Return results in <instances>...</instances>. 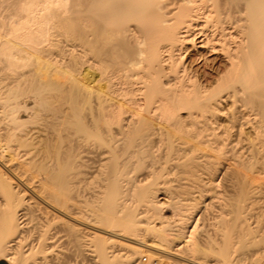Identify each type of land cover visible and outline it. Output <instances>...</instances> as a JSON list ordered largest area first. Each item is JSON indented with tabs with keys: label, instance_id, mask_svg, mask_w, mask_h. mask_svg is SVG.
<instances>
[{
	"label": "bare ground",
	"instance_id": "1",
	"mask_svg": "<svg viewBox=\"0 0 264 264\" xmlns=\"http://www.w3.org/2000/svg\"><path fill=\"white\" fill-rule=\"evenodd\" d=\"M0 11V262L264 251V0Z\"/></svg>",
	"mask_w": 264,
	"mask_h": 264
},
{
	"label": "rangeland",
	"instance_id": "2",
	"mask_svg": "<svg viewBox=\"0 0 264 264\" xmlns=\"http://www.w3.org/2000/svg\"><path fill=\"white\" fill-rule=\"evenodd\" d=\"M15 2H11L9 5L10 6H15ZM1 14H4V11H0ZM54 54H56V49H52ZM145 260V262H143ZM142 264H148L149 258L148 257H142ZM248 264H264V251L259 252V255H256L254 258L251 259V261Z\"/></svg>",
	"mask_w": 264,
	"mask_h": 264
},
{
	"label": "water",
	"instance_id": "3",
	"mask_svg": "<svg viewBox=\"0 0 264 264\" xmlns=\"http://www.w3.org/2000/svg\"><path fill=\"white\" fill-rule=\"evenodd\" d=\"M0 264H5L4 262H0Z\"/></svg>",
	"mask_w": 264,
	"mask_h": 264
},
{
	"label": "built area",
	"instance_id": "4",
	"mask_svg": "<svg viewBox=\"0 0 264 264\" xmlns=\"http://www.w3.org/2000/svg\"><path fill=\"white\" fill-rule=\"evenodd\" d=\"M143 262H145V260H143Z\"/></svg>",
	"mask_w": 264,
	"mask_h": 264
}]
</instances>
